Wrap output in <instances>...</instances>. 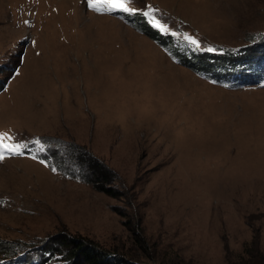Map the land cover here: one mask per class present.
Masks as SVG:
<instances>
[{"label": "rangeland", "instance_id": "1", "mask_svg": "<svg viewBox=\"0 0 264 264\" xmlns=\"http://www.w3.org/2000/svg\"><path fill=\"white\" fill-rule=\"evenodd\" d=\"M125 3L173 47L264 56V0ZM0 145V258L60 236L127 264L264 257V82L217 84L84 0H0Z\"/></svg>", "mask_w": 264, "mask_h": 264}, {"label": "trees", "instance_id": "2", "mask_svg": "<svg viewBox=\"0 0 264 264\" xmlns=\"http://www.w3.org/2000/svg\"><path fill=\"white\" fill-rule=\"evenodd\" d=\"M139 22L143 21L141 20ZM135 27L147 33L154 39L158 40L161 44H164V38L160 37L155 31L150 30L144 23L135 25ZM231 58L232 56L227 53L226 55H220L217 57L201 54L192 56L188 59H183L179 56L178 60L180 63L191 66L194 71L198 72L200 70V73L208 75L209 70H211L210 68H214V65L211 64L212 61L216 60L218 63L224 64V61H229V59ZM200 66L205 69L202 70ZM257 66L264 67V63L252 61L251 64L248 65L249 74L247 75V77L255 74ZM247 80L249 81L251 80V78ZM87 161L90 162L89 160ZM91 163V166L87 163L88 169L95 175V177L99 178L100 176H103V170L100 167H97L96 169L93 166L94 162ZM107 181L108 179L104 180L105 183ZM247 245L248 243H246L244 246ZM32 250H36L39 253V256L25 253L22 257H15L14 259L6 260L7 256L4 255V257L0 258V264H2V262H5L4 264H22V262H24V264H48L51 258L55 256H60L58 260L62 264H127L118 253H110L108 251L101 250L94 243L89 242L86 238L83 237L60 236L57 238V241L53 245L42 244L38 248ZM256 254L261 258V260H258L256 264H264V257L259 253V251L256 252ZM23 257L24 259H22ZM242 261L243 260L240 258V262Z\"/></svg>", "mask_w": 264, "mask_h": 264}, {"label": "snow or ice", "instance_id": "3", "mask_svg": "<svg viewBox=\"0 0 264 264\" xmlns=\"http://www.w3.org/2000/svg\"><path fill=\"white\" fill-rule=\"evenodd\" d=\"M104 2L106 4L112 5V7L108 8L107 11L109 12H116V11H122L124 13H134L136 11V9H129L127 7H125V0H104ZM143 14L145 16L148 15L147 11H144ZM186 39H190V38H186ZM190 46H193L195 50H199V45L197 43V41L195 39H190ZM208 52H214L216 50L214 49H207ZM0 147H3V145H0ZM25 148H27V145H25ZM15 155H24L23 151L20 152H15L13 153ZM4 156L0 155V160H3ZM53 171H55V169H53Z\"/></svg>", "mask_w": 264, "mask_h": 264}, {"label": "bare ground", "instance_id": "4", "mask_svg": "<svg viewBox=\"0 0 264 264\" xmlns=\"http://www.w3.org/2000/svg\"><path fill=\"white\" fill-rule=\"evenodd\" d=\"M97 14V13H96ZM100 15H102V14H100ZM107 16V15H106Z\"/></svg>", "mask_w": 264, "mask_h": 264}]
</instances>
